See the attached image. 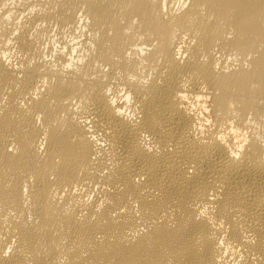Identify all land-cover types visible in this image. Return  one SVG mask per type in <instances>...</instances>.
<instances>
[{
    "label": "bare ground",
    "instance_id": "1",
    "mask_svg": "<svg viewBox=\"0 0 264 264\" xmlns=\"http://www.w3.org/2000/svg\"><path fill=\"white\" fill-rule=\"evenodd\" d=\"M0 264H264V0H0Z\"/></svg>",
    "mask_w": 264,
    "mask_h": 264
},
{
    "label": "rangeland",
    "instance_id": "2",
    "mask_svg": "<svg viewBox=\"0 0 264 264\" xmlns=\"http://www.w3.org/2000/svg\"><path fill=\"white\" fill-rule=\"evenodd\" d=\"M56 32H57V31H56ZM54 34H55V37H52V39L49 40L50 42H49V41H46V45H49V46L53 47L54 43L57 42L58 37H60L61 34H59L58 32H57V33L54 32ZM56 36H57V38H56ZM47 42H48V43H47ZM49 43H50V44H49ZM54 46H56V44H55Z\"/></svg>",
    "mask_w": 264,
    "mask_h": 264
}]
</instances>
